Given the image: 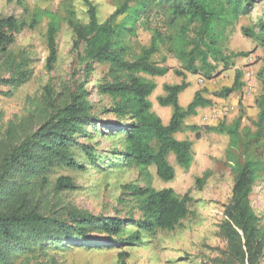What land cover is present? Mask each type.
<instances>
[{"label": "trees", "instance_id": "trees-1", "mask_svg": "<svg viewBox=\"0 0 264 264\" xmlns=\"http://www.w3.org/2000/svg\"><path fill=\"white\" fill-rule=\"evenodd\" d=\"M75 1L59 0L55 11H48L30 10L24 0H6L0 10V87L16 89L27 81L25 58L11 47L18 34L36 28L42 19L47 20V71L57 60L56 39L62 25L71 32L76 62L72 79L61 93L44 87L36 129L18 143L0 144V264H15L20 258L25 263L35 253L46 254L48 245L85 249L113 245L119 249L116 264H128V247L141 244L145 236L180 228L190 215V191L180 196L172 188L154 189L149 169L155 170L157 180L170 182L175 177L170 155L176 166L190 168L193 143L175 137L185 129L196 140L210 133L228 137L226 159L234 177L218 226L225 248L209 264H260L264 225L252 199L255 189H261L256 184H264L263 100L256 102L255 132L244 129L243 134L241 116L229 125L184 124L197 110L213 106L201 91L186 107L179 104V95L189 87L188 74L209 81L231 68L236 58L254 53L255 49H227L235 23L250 14L252 0H113L105 6L107 16L102 20L92 0H78L85 8L82 14ZM256 20L240 30L264 52V18L260 15ZM139 29L150 33L147 46L132 41ZM157 55L161 58L155 62ZM168 56L177 61V69L165 65ZM170 71L181 82L163 84V94L156 97L160 107L171 109L163 124L152 110L149 98L156 84L148 77H163ZM242 79L243 72L236 69L232 85L213 96L226 99L241 92ZM0 94L7 96L10 91ZM92 95L98 100H92ZM106 134L110 158L103 163L106 154L90 142ZM104 164L137 171L143 185H123L121 199L132 204L136 218L132 213L128 218L93 215L73 207L51 211L49 196L73 190L75 185L71 177L59 176L48 187L50 175ZM210 172L207 169L196 178L194 187L200 190Z\"/></svg>", "mask_w": 264, "mask_h": 264}, {"label": "rangeland", "instance_id": "rangeland-1", "mask_svg": "<svg viewBox=\"0 0 264 264\" xmlns=\"http://www.w3.org/2000/svg\"><path fill=\"white\" fill-rule=\"evenodd\" d=\"M92 1L97 5L99 18L104 19L107 16L105 6L112 4L113 0ZM5 2L6 0H0V10ZM58 2L59 0H24L30 10L38 8L55 11ZM74 4L78 13L82 14L85 11L83 4L78 0ZM263 11L264 0H252L250 14L239 18L227 42L228 51L249 52L255 49L253 54L247 58H236L231 68L209 81L199 76L189 74L186 76L185 81L189 83V87L179 95V104L182 107H186L196 91H201L203 97L211 99L214 103L210 108L197 110L195 116L187 117L184 121L186 126H215L219 122L229 125L241 116L240 132L243 134L244 129H249L251 133L255 132L254 123L258 113L256 102L263 100L264 105V70H262L264 52L257 48L252 40L245 38L240 29L255 24L256 17L260 15L264 18ZM46 30L47 20L42 19L36 28L25 29L18 34L11 47L14 54L25 58L28 79L16 89L0 87L1 93L10 91L7 96L0 94V144L18 143L26 134L36 129L41 120L39 115L44 87L49 85L54 91L61 93L72 79L76 62L75 54L71 49L70 30L62 25L56 39L57 60L51 72L46 69L48 56ZM149 39L150 33L139 29L132 41L137 46H147ZM161 55L153 57V60L158 62ZM165 65L173 69L179 67L177 61L169 56ZM236 69L243 72L242 90L245 89V91L241 90L226 99L215 98L213 93L222 87L232 85ZM248 73L251 75L249 76ZM3 75L7 77L6 73ZM148 78L156 84V89L149 98L152 110L161 118L163 124H167L171 109L160 107L156 97L163 94V84H178L181 79L172 71L163 77ZM245 93L248 100L244 98ZM91 98L94 101L98 100L94 95ZM175 137L192 141L193 163L188 170H183L175 165L174 158L170 155L168 161L175 169L174 179L170 182L157 180L155 170L150 168L149 171L153 177L152 187L156 190L172 188L180 196L190 191L189 195L192 198L190 215L174 232H158L152 237L145 236L141 244L128 247V264H209L210 260L225 248V241L219 236L218 226L222 221L223 205L230 198L234 177L230 169L231 164L226 159L228 137L224 134L210 133L202 134L201 138L196 140L194 134L188 129L176 134ZM85 142L88 141L85 140ZM90 143L95 145L97 152L101 155L106 154L102 158L105 163L110 158L107 152L111 147L107 134L96 136ZM207 169L211 171V175L199 190L194 187L195 179ZM59 176L71 177L75 188L49 196L51 211L73 207L93 215L108 217L118 215V217L128 218L132 213L134 218L137 217V213L131 208L132 204L129 201L123 203L121 200L124 199L123 185H143L136 170L118 168L115 164L87 166L84 171L59 170L50 175L48 187H53L54 180ZM256 185L261 186V189H255L252 203L255 213L264 225V184L259 182ZM128 230L132 231L133 227L130 226ZM45 251L46 254L35 253L25 263L116 264L119 249L113 245L86 249L72 246L53 248L52 245H48ZM25 263L23 258L15 262V264ZM260 264H264V259Z\"/></svg>", "mask_w": 264, "mask_h": 264}, {"label": "crops", "instance_id": "crops-1", "mask_svg": "<svg viewBox=\"0 0 264 264\" xmlns=\"http://www.w3.org/2000/svg\"><path fill=\"white\" fill-rule=\"evenodd\" d=\"M248 75L250 76L251 73H248ZM244 91H245V89L242 90V92H244ZM180 95H181V94H180ZM244 98H245V100H248V97H247L246 93L244 94ZM246 103L248 104V102H246ZM248 105H250V103H249ZM257 114H258V113H257Z\"/></svg>", "mask_w": 264, "mask_h": 264}]
</instances>
